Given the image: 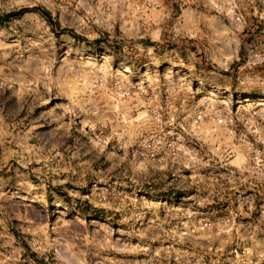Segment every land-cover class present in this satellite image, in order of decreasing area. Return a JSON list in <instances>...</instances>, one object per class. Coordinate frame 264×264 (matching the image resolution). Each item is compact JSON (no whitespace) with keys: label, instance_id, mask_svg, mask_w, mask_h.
<instances>
[{"label":"clouds","instance_id":"obj_1","mask_svg":"<svg viewBox=\"0 0 264 264\" xmlns=\"http://www.w3.org/2000/svg\"><path fill=\"white\" fill-rule=\"evenodd\" d=\"M0 264H264V0H0Z\"/></svg>","mask_w":264,"mask_h":264},{"label":"trees","instance_id":"obj_2","mask_svg":"<svg viewBox=\"0 0 264 264\" xmlns=\"http://www.w3.org/2000/svg\"><path fill=\"white\" fill-rule=\"evenodd\" d=\"M15 14V13H14Z\"/></svg>","mask_w":264,"mask_h":264}]
</instances>
